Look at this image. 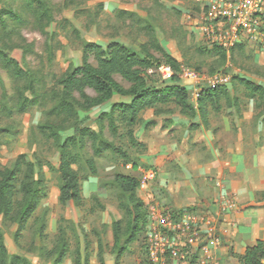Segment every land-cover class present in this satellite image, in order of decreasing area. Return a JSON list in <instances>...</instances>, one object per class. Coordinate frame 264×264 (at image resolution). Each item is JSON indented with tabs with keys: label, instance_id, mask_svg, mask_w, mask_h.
<instances>
[{
	"label": "rangeland",
	"instance_id": "1",
	"mask_svg": "<svg viewBox=\"0 0 264 264\" xmlns=\"http://www.w3.org/2000/svg\"><path fill=\"white\" fill-rule=\"evenodd\" d=\"M45 1L49 17L41 20L22 0H0V8L13 7L21 17V22L8 21L6 29L0 27V50L20 70L16 72L0 60V128L6 130L0 135V172L18 161L24 163L23 168L28 164L42 188V197L23 229L0 213L8 262L19 257L20 264H56L64 242L66 251L58 264H148L145 243L150 207L170 212L199 208L175 209L176 202L167 189L170 182L180 184L188 179L198 184L195 178H200L203 169L199 164L190 165L188 172L181 156L187 162L188 155L198 162L204 160V141H199L202 128L216 136L214 144L220 148L235 141L263 148L264 52L247 43L230 52L210 42L202 29L201 15L207 13L205 8L212 0ZM88 42L102 47L117 42L152 61L153 66L144 73L150 85L173 84L170 78L175 74L178 83L187 88L190 109L183 111L173 102L157 104L139 112L132 125L120 120L111 125L106 118L100 121L101 113L131 99L114 94L102 104L80 110L79 118L88 119L79 121V126L98 131L102 124L101 136L111 145L103 147L97 138L87 137L80 148L76 138L71 147L76 156L72 169L80 184L81 202L62 203L59 141L47 126L67 128L73 123L54 111L59 99L58 79L81 64ZM213 46L225 50V58L212 50ZM163 50L178 61L176 71L164 62ZM89 60L95 63L92 55ZM183 68L198 73L201 79L185 75ZM215 75L227 78L217 85L227 88L228 93L208 100L202 119L198 97L201 90L213 88L208 79ZM114 77L128 86L119 75ZM235 77L248 80L250 86ZM86 93L94 95L90 89ZM219 155L227 157L224 151ZM246 155L248 163L262 166L264 151L251 149ZM261 170L264 172V166ZM117 173L138 179L136 194L146 212L145 225L140 223L131 241L127 240L133 218L127 207L131 204L113 183ZM220 179L212 181L217 191L216 212L222 196L236 203L222 218L238 208V198ZM261 189L264 193V187Z\"/></svg>",
	"mask_w": 264,
	"mask_h": 264
},
{
	"label": "trees",
	"instance_id": "2",
	"mask_svg": "<svg viewBox=\"0 0 264 264\" xmlns=\"http://www.w3.org/2000/svg\"><path fill=\"white\" fill-rule=\"evenodd\" d=\"M22 1L35 13L37 19L42 20L49 17V7L45 0ZM8 21L21 22V17L13 7L0 8V27L6 29ZM241 46V43L236 44L230 49V52ZM212 50L220 51L225 58V50L222 48L213 46ZM90 55L93 56L95 63L89 60ZM162 56L164 62L176 71L178 61L165 50L162 51ZM0 60L11 66L16 72L20 71L18 65L1 50ZM151 66H153L152 61L142 58L123 44L112 42L106 47H102L99 44L88 42L83 48L81 64L65 72L58 79L60 85L59 99L54 106V111L56 114L63 116L64 120L73 121L67 128H57L51 124L47 126L59 141L60 158L57 170L59 173L60 202L66 203L69 200L76 204L81 202L80 184L72 169V163L75 161L76 156L71 152V147L76 144V138L79 139L80 148L84 147L83 141L87 137L97 138L103 147L111 145L101 136L103 132L102 124L98 131L79 126V121L82 122L88 119V116L79 118L80 110L86 111L93 106L102 104L110 100L114 94L128 96L131 99L127 103H115L111 106L109 112L101 113L100 121L106 118L111 125L115 120L126 121L128 125H132L139 112L157 104L173 102L181 106L183 111L190 109L187 88L178 83L179 80L175 74L170 78L173 84L162 87L148 84L144 73ZM115 75H119L127 82L128 86L121 85L115 79ZM235 79L246 86H250V82L244 78L235 77ZM251 86L255 90L259 89L256 85L251 84ZM87 89L92 90L94 95H88L86 93ZM227 93V88L218 85L201 90L198 97V111L201 118L205 119L206 102L208 100L216 99L221 94ZM23 106L24 104L21 103L20 109ZM3 131L6 130L0 128V135ZM99 149L97 148L96 151L99 152ZM23 164L18 161L10 169L0 172V213L4 219L16 221L18 229H23L26 226L28 219L34 213L42 197V188L39 180L33 178L32 167L25 164V168H23ZM113 183L123 194L127 195L128 202L131 204L130 208L127 207V211L133 215L130 224L131 232L127 238L128 241H131L135 238L140 223L145 225L146 222L143 203L136 194L138 179L132 175L117 173L113 178ZM17 195H20L19 199H17ZM115 226L118 231V222L115 223ZM65 251L66 246L63 242L59 248L60 258L56 261V264L61 261ZM237 260L239 264H264V240H256L245 249L243 254L237 255ZM19 262V257H14L12 262H8L7 249L0 228V264H20Z\"/></svg>",
	"mask_w": 264,
	"mask_h": 264
},
{
	"label": "built area",
	"instance_id": "3",
	"mask_svg": "<svg viewBox=\"0 0 264 264\" xmlns=\"http://www.w3.org/2000/svg\"><path fill=\"white\" fill-rule=\"evenodd\" d=\"M205 11L201 24L210 42L227 50L247 43L264 52V0H212ZM182 71L195 81L201 79L194 71ZM226 80L216 75L208 79L213 86ZM220 204L216 215L197 208L170 212L151 206L145 243L148 264H221L219 218L236 203L222 196Z\"/></svg>",
	"mask_w": 264,
	"mask_h": 264
},
{
	"label": "crops",
	"instance_id": "4",
	"mask_svg": "<svg viewBox=\"0 0 264 264\" xmlns=\"http://www.w3.org/2000/svg\"><path fill=\"white\" fill-rule=\"evenodd\" d=\"M202 129L199 141H204L202 149L207 153L204 160L198 162L188 155L190 162H187L181 156V163L187 171L190 165L197 164L203 169L200 178H195L198 184L190 179L180 184L170 182L168 195L176 202L175 209L197 206L199 210L217 214L214 202L217 191L212 181L221 178L227 191L231 190L237 196L238 208L219 218L222 244L218 257L221 264H238L237 255L243 254L256 240H264V193L261 189L264 187V172L261 170L264 162L262 166L248 163L246 155L251 149L264 151V146L255 148L235 141L220 148L214 144L213 139L216 136L210 130ZM179 147L183 150V146ZM221 151H224L227 157H221Z\"/></svg>",
	"mask_w": 264,
	"mask_h": 264
}]
</instances>
